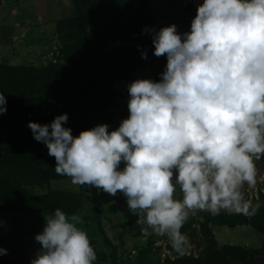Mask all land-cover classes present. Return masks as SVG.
I'll return each mask as SVG.
<instances>
[{"label": "clouds", "instance_id": "1", "mask_svg": "<svg viewBox=\"0 0 264 264\" xmlns=\"http://www.w3.org/2000/svg\"><path fill=\"white\" fill-rule=\"evenodd\" d=\"M177 27L143 28L167 63L159 80L127 84L129 115L118 128L102 123L74 136L67 113L28 127L55 157L57 174L123 193L139 231L151 226L169 236L182 257L190 247L181 231L188 210L250 218L261 208L240 189L256 184V161L264 156V0H203L190 30ZM141 55L147 59V50ZM6 112L0 92V114ZM78 220L60 208L47 216L31 264H94L97 253ZM7 254L0 247V256Z\"/></svg>", "mask_w": 264, "mask_h": 264}, {"label": "rangeland", "instance_id": "2", "mask_svg": "<svg viewBox=\"0 0 264 264\" xmlns=\"http://www.w3.org/2000/svg\"><path fill=\"white\" fill-rule=\"evenodd\" d=\"M72 1L0 0V65L4 74L20 68L36 71L55 68L58 75L62 72L64 79L67 69L71 73L70 70L80 66V60L66 51L71 42L61 36L57 25L62 16L72 14ZM89 2L91 0H82L83 4ZM202 3L203 0H113L112 4L105 0L99 3L100 7L110 5L108 22L120 18L111 29L93 23L85 29L86 38L97 51L96 56L114 60L110 80L96 98L97 94L91 93L89 106L78 87L64 80L65 83L54 86V113L49 108L45 115L38 117L39 120L42 124L49 123L57 115L67 113L69 119L65 126L72 129L74 136L102 123L109 124V131L118 128L120 121L129 115L127 84L137 78L159 80L167 63L166 55H154L152 36L144 33L143 28L154 26L158 30L175 23L179 32L189 31L197 6ZM144 50H147V59L142 58ZM70 62L74 67L69 66ZM33 77L28 76V81L23 83L25 95L32 89ZM80 84L82 91H90L82 81ZM55 90L59 92L55 94ZM0 92L8 100L4 87L0 86ZM40 92L47 96L39 97L37 106L48 108L53 98L44 90ZM5 115L0 114V118ZM1 131L4 133L2 142L9 137L13 142L6 143L16 142L6 123L1 126ZM33 140L51 162L49 166L40 167V179L33 176L23 185L21 175H16L14 180L7 173L24 162L16 157L5 160L6 156L0 160V247L8 249L7 255L0 256V264H31L42 247L35 235L43 231L46 217L56 208L69 216L79 217L77 226L87 233L97 253L94 264H214L210 258L222 259L224 264H264V254H260L264 250V231L259 228L264 229V156L256 161V184L245 182L240 189L244 199L253 206L261 204L256 219L249 224L231 226L236 221L229 220L231 223H228L226 220L246 216L230 214L226 210L215 216L206 210H188V219L181 231L189 237L190 247L179 257L169 236L157 235L151 226L147 227L146 233L139 231L135 223L138 215L127 208V197L123 193L118 191L112 196L94 186L72 184L71 177L55 172L56 159L45 154L48 153L44 149L47 146ZM119 167H124L123 161ZM69 193L73 195L69 196ZM174 195L177 199L183 196L179 188ZM244 255L247 261L240 262Z\"/></svg>", "mask_w": 264, "mask_h": 264}, {"label": "trees", "instance_id": "3", "mask_svg": "<svg viewBox=\"0 0 264 264\" xmlns=\"http://www.w3.org/2000/svg\"><path fill=\"white\" fill-rule=\"evenodd\" d=\"M104 1L105 0H91L88 4H83L82 0H73L71 5V9H73L72 14L62 16V18L58 20L57 25L58 30L60 29L59 32L61 36L65 40L71 42L66 51L72 54V57H77L81 63L75 70H70L71 73H68L67 69L66 73L63 74L65 75L64 79L61 78L62 72L58 75L56 73L58 70L55 68L38 69V71H36V69L20 68L15 69L14 73L6 75L2 72L4 70L1 71L0 65V86L4 87L7 91V105L9 106L5 118H0V151H2L0 153V160H4L6 156L5 160H7V158L8 160H12L16 157L15 159L24 162L22 166H18L10 171V174L7 173V175L10 177L12 176L14 180L16 179V175H21L23 177L21 184L23 185L28 183L33 176L40 179L42 173V171L39 173L40 167L42 168L43 166H49L51 164V162L47 160V156L43 154V149H38L37 145L34 144L33 133L28 127V122L37 121L42 123L38 117L45 115L49 108H52L54 113V86H58V84L62 82L65 83L64 80L70 81L74 86L78 87V92H82L85 95L86 105L89 106V99L92 97L91 93L97 94L95 96L96 98L100 95L98 93L104 89L105 84L107 85L110 80V72L115 67L114 60L109 58L100 59L96 56L97 51L94 50L92 42L88 41L86 38L87 34L85 31L88 25L92 23L94 25L101 24L102 27L111 29L113 24H117V22L120 21V18L117 20L115 19L113 22L107 21V8L110 5H103V7L99 6V3ZM109 1L110 4H112L113 0ZM69 66L74 67L72 62L69 63ZM37 72L43 75L37 74ZM28 76L34 77L31 79L32 89L25 95L22 88L24 87L23 83L28 81ZM81 81L89 88L90 91L88 93L82 91ZM42 90L47 92L49 97L53 98V103L51 102L49 107L45 109H39L37 106L39 103L38 98L47 96L40 92ZM58 92L59 90H55V94ZM61 93L66 92H60L59 94ZM4 123L7 124V129L10 131L11 137L16 141L14 144L6 143L12 140L10 137L6 142L1 141L4 136L3 131H1V126ZM44 149L46 150L47 148ZM45 154L48 153L45 152ZM5 182L9 183L8 181ZM16 188L18 189V187ZM68 195L72 196L73 193H69ZM254 218L255 216L250 218L238 216L231 217L226 221L228 223H231L229 220L236 221L235 224H230L234 226L236 224H249L253 222ZM259 228L264 231L261 226H259ZM262 253L264 254V250L260 252V254ZM210 261L214 264L215 262L218 264L225 263L222 259L219 261L217 258H210ZM241 261H247V257L244 255L243 258H240V262Z\"/></svg>", "mask_w": 264, "mask_h": 264}, {"label": "water", "instance_id": "4", "mask_svg": "<svg viewBox=\"0 0 264 264\" xmlns=\"http://www.w3.org/2000/svg\"><path fill=\"white\" fill-rule=\"evenodd\" d=\"M0 157H1V154H0Z\"/></svg>", "mask_w": 264, "mask_h": 264}]
</instances>
